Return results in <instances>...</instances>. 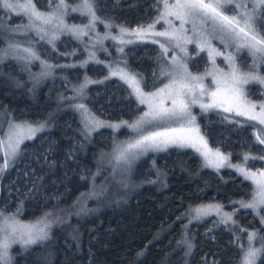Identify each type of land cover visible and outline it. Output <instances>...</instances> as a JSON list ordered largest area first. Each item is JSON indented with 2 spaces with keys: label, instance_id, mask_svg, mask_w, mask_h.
<instances>
[{
  "label": "trees",
  "instance_id": "16d2710c",
  "mask_svg": "<svg viewBox=\"0 0 264 264\" xmlns=\"http://www.w3.org/2000/svg\"><path fill=\"white\" fill-rule=\"evenodd\" d=\"M41 5L39 0L37 6ZM97 8L112 12V18L127 24L143 22L140 4L114 11L99 4ZM259 29L264 35L262 20ZM158 61L150 45L127 55L128 65L143 77L145 87ZM2 63L0 72L20 74L16 64ZM255 88L253 85L249 91ZM57 89L48 91L43 86L36 93L21 92L0 74V105L7 106L16 118L49 123L42 132L46 140L36 137L23 144L17 170L5 177H13L15 184L10 191L6 186L0 188V207L13 214L19 209V216L27 221L46 212L52 213L49 219L59 217L52 225V238L28 251L13 252V264H200L204 255L218 264H240L242 253L235 236L240 235V245L245 246L244 236L249 232L235 234L220 224L212 231L215 239L207 238L203 218L194 220L190 212L207 202L229 208L247 230H262L260 235H264L260 217L239 204L251 199L249 181L228 167L209 169L191 150H165L154 158V164L148 162L162 174L157 181L146 179L143 167L147 159H143L131 174V187L117 186L97 165L98 153L107 140L99 134L90 140L84 137L75 110L61 105L64 110L56 113L60 108L55 100ZM88 103L97 115L109 120H131L140 111L129 89L114 78L93 85ZM198 123L210 146L231 154L234 162L261 166L264 151L253 137L251 121L214 109L199 112ZM246 212L254 224L246 222ZM185 241L193 245L190 251ZM257 264H264V259Z\"/></svg>",
  "mask_w": 264,
  "mask_h": 264
},
{
  "label": "rangeland",
  "instance_id": "374dc122",
  "mask_svg": "<svg viewBox=\"0 0 264 264\" xmlns=\"http://www.w3.org/2000/svg\"><path fill=\"white\" fill-rule=\"evenodd\" d=\"M40 1L42 5L37 7L42 11L49 10L48 0ZM103 2L105 3L97 4H99V7L102 9L107 8L110 11L133 5H142L144 8L143 22L139 24H127L112 18V12L108 13L96 8V14L99 19L92 28L84 27L91 22V17H85L81 15L80 12L69 11L68 14L63 17V24L60 23L58 18H53L52 21L47 24L42 21H34L32 26L26 29L24 25L29 24L26 15L17 14V10H9L0 7V49H3V51H0V57H3V62L10 61L16 64L17 69L20 71L18 75L12 73L14 72L13 70L3 72V69H1L0 74L2 73L6 79L13 82L14 86L21 92L29 91L31 93H36L40 91L43 86L48 87V91H52L57 87L58 89L55 90L57 94L55 100L57 101V107L60 106L61 110L57 108L56 113H58V111L62 112L66 108L75 110L80 121V133H82L84 137L90 140V136L99 134L104 136L107 140L108 143L106 147L98 153L97 165L109 173L110 178L116 181L117 186L124 189L131 187V174L135 170L137 164L143 159H147V164L143 167V174L147 177L146 179L151 181L159 180L162 176L160 170L157 169L156 166L152 167L148 162L154 164V158L160 155L161 152L169 149L175 151L191 150L198 154L205 166L211 170L217 171V168L206 164L205 158L197 152L195 148L187 146H169L165 150L152 149L146 152L133 149L132 152L136 153L134 158L131 160L120 158V153L127 147V144L139 139L141 135H146L151 131H159L165 127L178 126L174 122L152 121L150 123L142 122L135 128L131 127L130 125L137 124L144 113L148 111L149 98L145 97L146 102L140 103L141 97L135 91L134 86L130 84L129 77L135 76L136 80L139 82L140 89L144 93L156 92L158 89L163 88L165 84L169 83V77L160 73L161 67L167 66L166 70L173 71L176 74L183 73L184 69L178 67V64L186 65L187 72L191 73L192 76L203 77L204 86L212 89L216 87L214 76L216 79H220V73H228L231 67L239 69L241 75L254 70L252 71L253 75L264 77V52L255 51L253 48L249 47L250 44H255V41L251 39L253 34H255L257 40L264 39V35L261 34L259 29L262 13L261 0H244L248 12H252L253 4L256 6L253 19L249 21V26H245L240 16V13H242L244 9L235 7V4L239 2V0H232V3L228 5V7L233 8L234 11L217 9L221 15L235 17L236 20H240V24L235 32L225 27L219 17L212 19L210 15L188 17L182 24L180 19H177L175 15L171 14L175 9H165L164 0H103ZM175 2L176 0H167V3L170 5ZM205 2L215 3L216 0H205ZM71 6L75 7V2H72ZM110 24L113 26L109 27L108 25ZM73 25L83 29V32L79 35L75 34L71 30ZM149 25H153L150 31L142 33L138 31L141 27L147 29ZM120 26L128 29V31L126 33H121ZM241 27L245 29L244 32H239V28ZM157 32H167L169 35L157 36L155 34ZM245 33H247V36ZM146 45H150L152 49L156 51L159 63L157 68H151L150 74L152 79L149 85L145 87L143 77L128 65L127 55L128 53L134 52L139 47L144 48ZM161 45H163V47H161ZM255 47L264 48V45L255 44ZM24 48H30L36 53L39 59L33 58L30 54L25 53L23 51ZM173 58H175L176 62H174ZM85 61H87V64H84ZM1 64L3 63L0 62V65ZM207 73H212L213 75H207ZM86 78L89 82L82 91H77V89L85 83ZM111 78L124 83L139 105L140 111L133 119L109 120L103 118L97 115L88 103L90 88L93 85H99L101 82ZM156 81L160 83L155 85L154 83ZM253 85L256 88L251 92L249 89ZM238 87L244 92L245 99L254 103L256 105V112H259L260 106L264 104V82L250 79L247 83L239 84ZM203 99L205 102H208L209 97L205 96ZM151 102L155 103L158 102V100ZM164 103L165 106H170V101L167 99L164 100ZM80 104L85 106L84 109L78 107ZM61 105H63L64 109ZM196 110L198 113L202 112L199 104L192 106V113L196 117L195 123L199 125L198 113ZM216 110L225 113L222 108ZM88 114L103 123L95 127L90 125L89 127L92 130H86L83 121ZM225 114L233 115L235 113ZM241 117L248 119L247 116ZM124 121L127 122V125L122 123ZM251 122L255 125V127L252 128L253 137L259 143L256 137L261 134L260 130L264 129V125L259 124L257 121ZM25 123L31 125L33 128H40V125H44V127L32 134L31 138L24 136L21 139L18 154L11 157L8 168L0 173V188L6 186L8 191H10L12 185L15 184V180L13 177L9 179H5V177L17 170L16 163L18 162L23 144L36 137L46 140L47 137H42L44 136L42 132L49 127V123L46 121L33 123L24 118H16L7 106L0 105V138L5 141V144L0 145V165H3L6 159L5 152L8 151L6 145L9 125H22ZM107 125H119V127H108ZM260 145L262 146L260 150L264 151V144ZM208 146L213 150L216 149L210 146L209 143ZM220 152L228 155L222 151ZM228 164L233 166L230 167ZM235 165L244 167L247 172L255 173L257 179L264 180V177L260 176V173L264 172V159L261 166L252 167L242 162H234L229 157V161L226 162L225 166L220 168L228 167L245 178L244 174H242ZM23 176H25V174H23ZM246 180L252 185L250 201L253 199L254 195H257V199H259L258 188L255 181L253 179ZM210 204L220 205L214 202H207L192 209ZM192 209L190 211L191 218L194 215ZM0 210L9 217L13 215L12 212H6L1 207ZM222 210L229 213L233 212L229 211V208L224 206ZM258 211L259 214L252 209V212L261 219V217L264 216V206H261ZM248 215L249 212H246V222L254 224L253 217ZM17 218L23 223L35 222V220L27 221L22 219L20 216ZM219 219L220 216L215 212L203 217L205 223L203 234L207 238L215 239V234L212 231L217 228L216 220L218 221ZM233 220H235L241 228L246 229L234 218V216ZM230 226H232L231 222H229V225H225L228 230ZM238 232L237 230L235 234ZM247 232L251 233L250 230H247ZM241 233L242 232H239V234ZM3 235L4 233H0V239L3 238ZM247 235L248 233L244 236L245 246L247 245ZM33 246L34 245L29 246L28 250ZM256 246H259L258 242H256ZM17 251L25 252L19 244H15L10 249V254L12 255L13 252ZM200 264H218V262L204 255L201 258Z\"/></svg>",
  "mask_w": 264,
  "mask_h": 264
},
{
  "label": "snow or ice",
  "instance_id": "6c2138e0",
  "mask_svg": "<svg viewBox=\"0 0 264 264\" xmlns=\"http://www.w3.org/2000/svg\"><path fill=\"white\" fill-rule=\"evenodd\" d=\"M75 2V7L71 6V3ZM39 0H0V7L17 10V14H24L29 20V24L24 27L30 28L34 21H42L47 24L52 21L53 18H58L60 23L63 24V17L71 12H80L85 17H91V22L86 24L85 28H92L95 22L99 19L96 14L97 3L96 0H48L49 10H40L37 7ZM232 3V0H216L215 3L205 2V0H176L173 4H168L167 0H164L165 9H175L171 14L175 15L177 19L183 22L188 17L210 15L212 19L219 17L225 27L230 28L232 31H236L240 24V20H236L235 17H229L221 15L217 9H224L234 11L233 8H229L228 5ZM235 7L244 9L240 13L241 19L245 26H249V21L253 19V13L256 11L255 4L252 5V12L247 11V5L244 0H239L235 4ZM261 20L264 21V0H261ZM158 22V21H157ZM112 27L113 25H108ZM153 25H149L147 29L141 27L139 32L150 31ZM71 30L79 35L83 32V29L73 25ZM121 33H126L128 29L120 26ZM244 28H239V32H244ZM86 34V33H84ZM157 36H168L167 32H157ZM247 36V33H245ZM251 39L255 41V44L264 45V39L257 40L255 34ZM255 44H250L249 47L255 51L264 52V48H256ZM163 47V45H161ZM3 51V49H0ZM25 53L30 54L33 58L39 59L35 52L30 48H24ZM94 55V54H93ZM174 62L175 58H173ZM0 62H3V57H0ZM178 63V62H177ZM87 64V61L84 62ZM178 67L183 68V73L176 74L173 71L166 70L167 66L161 67L160 73L169 77V83L165 84L163 88L158 89L156 92L144 93L140 87L139 82L135 76L129 77V82L134 86L135 91L141 97L140 103H145V97L149 98L148 111L140 118L137 124L130 125L135 128L142 122H174L177 127H165L159 131H151L146 135H141L139 139H136L132 143H128L127 147L120 153V158L131 160L136 156V153L132 152L133 149H139L143 151L148 150H165L169 146L177 147H192L199 152L206 161L208 166H213L217 169L225 166L229 161V155H225L217 148L213 150L209 148L208 141L205 139L206 133H202L199 125L195 123L196 117L192 113V106L199 104L202 112L222 108L225 113H235L236 116H247L250 121H257L259 124L264 125V104L260 106L259 112H256V105L245 99L244 92L238 87L241 83H247L251 80H260L264 82V77H259L252 74L251 70L247 74H240L239 69L231 67L228 73H220L221 78L216 79L214 76V82L216 84L215 89L205 87L203 84V77H194L191 73L187 72V67L184 64H178ZM219 71V70H218ZM207 75H213L207 73ZM89 81L85 79V83L80 86L77 91H82L85 85ZM208 96V102H205L203 97ZM74 99V98H73ZM170 101V106H165L164 100ZM158 102H151L157 101ZM80 109H84V105H78ZM225 120L229 117L225 116ZM239 124L240 121H234ZM86 130L90 129V125L93 127L101 125L103 122L92 117L90 114L85 116L83 121ZM127 125V122H122ZM108 127H119V125H107ZM44 125H40V128H33L31 125L25 123L22 125H9V133L7 140V149L5 152V161L3 165H0V173L5 171L9 166V160L18 154L19 144L24 136L31 138L32 134L41 130ZM255 127V125H253ZM261 134L257 135L256 139L260 144H264V129L260 130ZM5 144V141L0 138V145ZM249 157L245 155L244 160L247 161ZM264 159V157H261ZM228 166H233L228 164ZM237 169L244 174L246 179H253L257 184L259 199L257 195L253 196L250 202L240 201V207L245 209H253L259 214V209L264 206V180L256 178L255 173H249L244 167L235 165ZM261 177H264V172L260 173ZM235 203V202H234ZM222 205H206L192 209L194 215L192 219L200 220L205 216L215 212L220 216V219L216 221V225L220 224L231 225L229 231L235 233L246 232V229L241 228L233 216L235 212H224ZM20 215L19 209L11 217L5 215L0 210V233H4L3 238L0 239V264H13V257L10 254V249L13 245L19 244L24 251L28 250L31 245L41 244L50 240L51 228L54 223L59 220L57 217L55 220L49 219L52 213H44L42 217L36 218L35 222L23 223L17 217ZM191 222V221H190ZM261 223L264 224V216L261 217ZM262 230H256L248 233L247 245H240L241 236H235V243L240 247L242 257L240 264H257L258 260L264 259V235H260ZM256 241H259V246H256ZM189 251L193 247L190 242L185 241Z\"/></svg>",
  "mask_w": 264,
  "mask_h": 264
}]
</instances>
